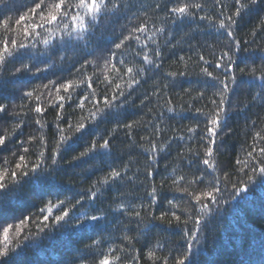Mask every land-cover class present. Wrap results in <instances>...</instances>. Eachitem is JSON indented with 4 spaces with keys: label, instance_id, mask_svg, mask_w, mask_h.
Segmentation results:
<instances>
[{
    "label": "snow or ice",
    "instance_id": "1",
    "mask_svg": "<svg viewBox=\"0 0 264 264\" xmlns=\"http://www.w3.org/2000/svg\"><path fill=\"white\" fill-rule=\"evenodd\" d=\"M260 2L261 0H231L229 6L225 0H212L210 11H205V8L209 7L207 0H155L154 3L147 5L144 0H139L136 4L132 0H32V6L24 13L16 18L7 16L0 20V72L6 69L9 61H22L23 57H30V52L37 47V43L48 46L58 40L64 47L76 48L77 42H82L84 47L80 50L85 51L98 30L103 34L101 25L105 19L111 20L123 14L127 21L125 25H121L118 34L113 32V38L105 39L107 47L97 45V48L88 51L82 61L76 62L79 63V67L73 63L76 75L72 78H64L60 82L48 80L41 86L23 92L19 104L0 103V120L7 115L14 121L11 131L0 129V152L7 150L10 144H14L16 148L11 153L16 157L14 166L7 157H4L5 167L0 168V203L10 195L11 189L22 187L24 184L41 188L56 186V173L61 171L63 154L80 142H83V150L78 151L70 160L64 161L70 168L78 167L81 163L86 164L90 160H107L113 155L111 142L120 131L130 138L134 125L142 126L146 131L151 128V132L141 138L148 145V147L141 145L146 156L143 175L148 181L146 187L143 184L141 187H145L144 195L148 198L147 203L141 202L138 205L125 203L128 194L121 191L124 180L127 178L128 182L132 183L137 178L139 169L135 170L133 177H128L127 174L131 170L130 163L119 168L111 167L108 171L93 166L87 170L89 175L97 171L103 172V175L93 180L89 188L77 193L74 202L58 199L55 204L49 201L45 207L39 209L40 216L37 219L42 220L44 224L39 228L37 235L45 228L49 233L63 229L73 234L100 230L101 234L92 244L85 246L86 249L100 250L106 239L102 233L110 223L109 213L117 221L120 216H126L129 224L136 223L138 229L141 224L147 229L155 221L167 225L175 223L186 230L185 238L189 243L180 257H173V264H191L192 241L198 240L212 214L219 211L220 198L229 184H232L234 189L229 200H235L237 197L245 198L250 190L249 186L257 180L264 184V135L260 130H256V121H252V142L243 149L244 158L235 161L239 166L234 170L237 177L239 178V174L243 173L247 179L242 183L239 179L237 183H232V173L218 161L220 141L226 134L224 124L229 118L231 109V95L235 94L242 84L253 89L258 88L250 103L259 102L260 106L264 107V55L261 56L259 65H245L239 68L234 59L242 44V40L237 39L235 33L238 19ZM3 4L5 0H0V5ZM133 7L141 11L132 13L129 17L127 14ZM149 11L165 13L163 24L175 25L197 19L208 21L218 32L222 31L225 37L218 53L212 52L214 57L212 61L207 60L203 54L197 53L198 66L199 62H203V66H199L200 73L219 84V89L214 95L208 97L213 107L206 111L204 108L192 109L205 117L203 127L195 124L186 127L183 134L176 129L172 130V134H167L168 129L162 127L164 121L160 120L164 115L163 111L157 113L159 123L140 120L120 122L122 111L130 104V97L135 89L142 81L147 82L149 74L158 73L163 64L162 46L158 37L161 34L167 35V30L163 25L157 27L152 22ZM134 20L138 21L136 26L129 27L128 25ZM53 25L57 26L55 33L51 27ZM40 29L48 35L42 37ZM258 32H264V18L251 30L250 35L255 37ZM36 37L42 38L36 41ZM251 42L255 43L254 40ZM166 43L170 42L166 41ZM136 45L139 47H135ZM210 47L215 49L216 46ZM245 50L256 51V49ZM259 51L264 53V47L259 48ZM60 59L63 60L64 57L61 56ZM180 60L183 61L184 57H180ZM210 64L216 69H222V73L217 75L214 71H210ZM54 66V63H50L44 68L37 67L35 72H32L29 64L21 62L19 67L14 68L12 75L22 73L35 75L50 71ZM185 67L187 68V65ZM89 68L92 69L91 74L88 73ZM186 75H188L187 71L167 72L162 78L153 75L151 95H144L140 100V106H144L146 101L156 97L162 101L157 107L174 113L176 107L172 103V98L168 96L167 89L171 86L172 80ZM241 76H248L250 79L241 81ZM94 83L103 85L104 91L98 93L93 86ZM78 91L83 94L78 95ZM185 95L190 100H202L206 93L201 90L193 96L192 90L186 89ZM74 97H76L75 104H69ZM45 99L48 101L47 105L44 103ZM66 104L73 109L67 116ZM49 108L55 111V119L52 122L55 125V141L50 150L45 135V129L49 127L45 113ZM77 110L81 115L73 122L71 117ZM184 110H186L184 105H181V111ZM152 111V108L148 109L149 113ZM29 115L37 126V132L29 134L27 139H20L17 134L23 135ZM113 120L117 122L111 130H106V135L98 131L99 124ZM92 133H95L93 138L87 139ZM176 140L188 142L177 151V160L186 162L189 169L193 165H202V167H197L196 172H185L183 168L172 167L171 173L163 177L157 185L155 177L158 159ZM166 184L172 191L183 193L189 206L181 208L180 204L169 200V211L161 212L157 216L153 208L159 199V190ZM113 191L116 193L115 196L110 195ZM109 200L117 202V206L113 207L111 203H107ZM224 202L228 203V201ZM106 203L107 208H103ZM53 208L58 209V214L52 215ZM172 209H179L181 214H177V211ZM90 211L96 214L90 215ZM182 215L186 218L182 219ZM31 219L32 217H25L19 221V224L29 223ZM189 223L192 224L190 230L187 229ZM12 227V224L3 227L4 242L0 246V264L31 236V233L27 232L15 243L10 242L8 233ZM124 227L127 228V225ZM22 231L23 229L17 227V236H20ZM123 240L127 242V248L123 244L109 243L106 250H100V255L93 264H121L122 258L126 259V264H140L139 250L132 247L134 238L124 235ZM146 256L150 261L156 259V253L152 250L147 251ZM159 264H169V257H160Z\"/></svg>",
    "mask_w": 264,
    "mask_h": 264
},
{
    "label": "trees",
    "instance_id": "2",
    "mask_svg": "<svg viewBox=\"0 0 264 264\" xmlns=\"http://www.w3.org/2000/svg\"><path fill=\"white\" fill-rule=\"evenodd\" d=\"M132 2L136 4L139 0H132ZM154 2L155 0H144L146 5ZM207 3L209 7H206L205 11H210L212 0H207ZM225 3L231 6V0H225ZM31 6L32 0H5V4L0 5V20L7 16L16 18ZM139 11L141 10L133 7L127 15L131 17L132 13H138ZM149 15L157 27L163 25L167 30V35L161 34L158 37L159 44L162 46L163 64L158 73L149 74L147 82L142 81L140 86L135 89L130 97V104L122 111L120 122L129 123L130 121L140 120L159 123L157 113L163 111L164 115L160 117V120L164 121L162 127L168 129L167 134H172L173 129L179 130L183 134L186 127L195 124H200L203 127L205 117L192 109L204 108L206 111L208 108L213 107L208 97L214 95L215 91L219 89V84L200 73L199 66H203V62H199L198 66L197 53L203 54L207 60L212 61L214 59L212 52L216 51L218 53L225 37L222 31L218 32L208 21L197 19L172 25L170 23L163 24L165 15L163 12L153 13L149 11ZM262 18H264V0L243 13L238 19L235 33L237 39L242 40L240 51L234 55L238 68L261 63V56L264 53H261L259 48L264 47V32H258L255 37H252L250 32L261 22ZM126 23L123 14L111 20L105 19L101 25L103 34L98 30L85 51L80 50L84 47L82 42H77L78 46L76 48L64 47L58 40L53 41L48 46L37 43V47L31 50L30 57L25 56L22 61H9L6 69L0 72V103L19 104L23 92L41 86L47 83L48 80L60 82L64 78H72L76 75L73 63L82 61L86 53L92 51L93 48H97V45L107 47L105 39L113 38L112 33L116 32L118 34L121 31V25ZM137 23L138 21L134 20L128 26L135 27ZM51 27L55 33L57 26L53 25ZM39 31H41L42 37L48 35L43 29ZM42 37H36V41H39ZM252 40L255 43H252ZM166 41L170 43H166ZM171 45H175V47H171ZM213 45L216 46L215 49L210 47ZM135 47L138 48L139 46L136 45ZM245 49H256V51H246ZM97 55H99V50H97ZM61 56L64 57L63 60L60 59ZM180 57H184V60L181 61ZM88 58L91 59L92 57ZM21 62L29 64L32 67V72H35V68H44L50 63H54L55 66L50 71L35 75L32 73L12 75L14 68L19 67ZM185 65H187V68ZM76 67H79V63H76ZM238 68L237 74L239 75ZM209 70L214 71L217 75H220L223 71L214 68L211 64ZM171 71L188 72V75L179 76L172 80L171 86L167 89V94L172 98L176 111L174 113L167 112L162 107H157L162 104V101L156 97L146 101L144 106H140V100L144 95H151L153 90L152 76L162 78L164 73ZM91 72L92 69L89 68L88 73L91 74ZM249 79L248 76L240 77L241 81ZM257 83L259 82L257 81ZM93 86L96 87L98 93L104 91L103 85L94 83ZM186 89H191L193 96L198 91L203 90L206 96L202 100H190L185 95ZM258 90V88L253 89L242 84L235 94L231 95V109L229 118L224 124L226 134L220 141L218 161L227 171L232 173V183H237L238 179L242 183L247 179L243 173H240L238 178L234 170L239 167L235 161L244 158L245 152L243 149L252 142V121L257 122L256 130H260L261 134L264 135V107L260 106L259 102L250 103ZM82 94L78 91V95ZM47 102V99H45V105H47ZM75 102L76 97L69 104L74 105ZM25 103L27 102L25 101ZM69 104L65 105L66 116L73 111ZM181 105H184L186 110L181 111ZM149 108L153 109L151 113L148 112ZM79 115L81 113L77 110L71 117L73 122L76 121ZM45 118L49 122V127L45 129V135L50 150L55 141V125L52 123L55 119V111L49 108L45 113ZM27 119L28 125L24 127L23 135L17 134L20 139H27L29 134H36L37 132V126L31 119V115ZM109 119L111 120V118ZM116 122L113 120L101 123L98 125V131L106 135V130H111ZM13 123L12 118L6 115L0 120V129L11 131ZM149 132H151V128L146 131L144 127L134 125L132 136L129 138L125 136L123 131H120L111 142L113 155L107 160H90L86 164L81 163L78 167L70 168L64 161L70 160L78 151L83 150V142H80L63 154L61 171L56 173V186L41 188L32 184H24L22 187L11 189L10 195L4 202L0 203V246L4 242L3 227H7L8 224L13 225L8 233L10 242L15 243L27 232H30L31 236L2 264H93L99 257L100 250H106L109 243L123 244L127 248L128 244L123 240L124 235L134 238L132 247L139 250L140 264H159V258L162 256H168L169 264H173V257H180L185 252L187 243H189L185 238L186 230L175 223L167 225L161 221H155L147 229L143 227V224L138 229L136 223L129 224L126 216H120L119 221H117L109 213L108 221L110 223L102 233L106 239L100 250L95 248L86 249L85 247L92 244L93 240L101 234L100 230H89L80 234H73V232L63 229L49 233L48 229L45 228L43 232L37 235L39 228L43 227L44 224L42 220L37 219L40 216L39 209L45 207L49 201L55 204L58 199L74 202L77 193L89 188L93 180L103 175L101 171L89 175L87 170L93 168V166L108 171L111 167L119 168L130 163L131 170L127 174L128 177H133L135 170L139 169V173L136 174L137 178L132 183H129L127 178L124 180L121 191L128 194L125 203L131 202L135 205L141 202L147 203L148 198L144 195V191L148 181L145 180L143 175L146 156L141 145L143 144L144 147H148V145L141 138L147 136ZM94 135L95 133L90 134L87 139H92ZM186 143L188 142L176 140L160 156L155 177L157 185L160 184L163 177L171 173L172 167L183 168L185 172H196L197 167H202V165H193L189 169L186 162L177 160V151ZM15 150L14 144H10L7 150L0 152V168L5 167L3 164L4 157H7L14 166L16 157L12 156L11 153ZM141 184L145 187H141ZM249 188L250 190L245 198L237 197L235 200H229V197L234 193L232 184H229L228 189L223 191L219 211L212 214L198 240L192 241L191 264H264V184L257 180ZM110 195L115 196L116 193L113 191ZM169 200L180 204L181 208L189 206L183 193L172 191L166 184L159 190V199L153 208L154 214L159 216L161 212H168L170 208ZM224 201H228V203ZM107 203H111L113 207L117 206V202L112 200ZM107 203L103 208H107ZM172 210L177 211V214H181L179 209ZM79 211H83V209H79ZM55 214H58V209L53 208L52 215ZM89 214L96 213L90 211ZM25 217H32V219L29 223L20 225L19 221ZM184 218L186 217L182 215V219ZM125 225H127V228L124 227ZM17 227L23 229L20 236H17ZM191 228L192 224L189 223L187 229L190 230ZM157 245L160 247H157ZM149 250L155 251V260L150 261L147 258L146 253ZM121 264H126V259L122 258Z\"/></svg>",
    "mask_w": 264,
    "mask_h": 264
}]
</instances>
